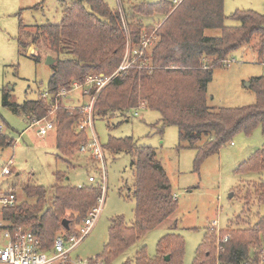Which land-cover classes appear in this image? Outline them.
Masks as SVG:
<instances>
[{
    "label": "trees",
    "instance_id": "1",
    "mask_svg": "<svg viewBox=\"0 0 264 264\" xmlns=\"http://www.w3.org/2000/svg\"><path fill=\"white\" fill-rule=\"evenodd\" d=\"M44 1L31 9H38ZM223 8L224 0L134 4L126 10L125 27L121 12L111 10L103 0H68L62 4L61 23L39 26L31 38V43L40 44L54 60L46 93L52 98L61 91H70L73 83L85 84L88 76L115 74L129 51L135 61L98 94L95 118H110L145 103L146 109L159 113L163 128L178 129V150L196 151L194 167L198 171L204 160L217 154L235 135H250L260 127L264 136V77L250 82L256 95L252 105L217 110L207 105V86L215 68L221 67L232 53L250 45L254 37L257 42L251 49L259 56L264 53V15L235 10L229 19L238 26L225 27L228 18ZM154 16L163 17L156 28L140 21ZM210 29L220 30V37L204 36ZM149 36L152 46L143 49ZM206 58L213 61L204 68ZM52 102L53 98L49 102L37 97L18 105L11 101L10 90L3 89L2 106L24 116L30 124L44 118ZM82 118L80 107L58 108L56 112L55 149L58 158L71 167V157L80 155L79 147L88 141L85 131L76 129ZM12 144L13 140L0 132V148ZM103 148L111 155L129 154L134 178L133 222L127 225L121 217L111 219L103 254L94 258L110 264L168 220L176 212L178 202L152 148L138 147L131 137L109 138ZM263 171L264 145L240 163L234 173L239 176ZM64 177V173L56 174L51 198L43 187L16 186L17 204L5 212L9 223L31 231L45 250L53 247L59 235L78 236L82 222L101 197L98 185L89 183L81 188L63 185ZM246 192L245 206H249L253 197L257 204H264L263 182L253 183ZM62 220L68 221V229L62 226ZM243 226L228 225L220 230V235H228L229 241L222 244L219 253L214 234L207 231L193 264H264L255 253L257 248L264 250V217L252 227ZM183 248L182 238L169 233L158 242L154 258H149L143 247L125 264H182ZM89 264H94V260L89 259Z\"/></svg>",
    "mask_w": 264,
    "mask_h": 264
},
{
    "label": "rangeland",
    "instance_id": "2",
    "mask_svg": "<svg viewBox=\"0 0 264 264\" xmlns=\"http://www.w3.org/2000/svg\"><path fill=\"white\" fill-rule=\"evenodd\" d=\"M103 1L111 10L121 12L122 24L126 27V10L129 6L156 4L163 0ZM41 2L0 0V128L4 135L13 140L11 146L0 148V170L11 162L12 175L7 178L8 182L18 188L25 184L43 187L48 191V198L52 196L58 172L65 174L61 183L73 187L89 185L88 178H95L94 184L103 188L100 211L89 234L71 254L73 259L86 262L103 254L111 219L121 217L127 225L133 222L135 200L132 194L134 178L131 156L105 152L104 168L100 162L92 163L88 155L80 154L71 157L72 167L68 166L63 159L58 158L55 131L39 136L37 131L40 126H31L24 116L13 114L2 106L3 89L10 90L11 101L18 105L35 100L47 91V82L51 76V66L46 64L48 55L40 44L31 43V38L37 27L61 23L62 4L68 3V0H45L38 9H31ZM223 9L228 18L224 26L236 27L238 23L229 19L235 10H252L264 15V0H224ZM140 21L156 28L162 18L154 16ZM220 35V30L204 32L206 37ZM148 40V45L152 46L151 36ZM256 42L257 38L254 37L250 45L232 53L225 61L227 64L213 70L206 93L209 108L234 109L255 103L256 95L250 88V82L253 78L264 77V53L259 56L251 49ZM20 43L27 46L23 48ZM33 48L35 54L29 55ZM130 56L129 62L132 64L135 59ZM212 61L206 58L204 66H210ZM49 98L47 101L50 102L52 98ZM54 103H58L59 108L74 110L87 104L88 98L82 97L80 90H73L57 98ZM56 112L48 117L53 124ZM161 128L163 126L158 112L140 108L123 114L116 113L110 118H95L93 128L85 130L87 139L92 140L95 135L102 147L109 138L131 137L138 147L152 148L178 202L176 212L168 220L144 235L110 264H125L133 260L143 247L146 255L154 258L158 242L169 233L178 234L183 240L182 264H193L196 251L207 231L214 234L217 248V234L219 232L221 236V229L228 225L252 227L260 217H264V204H257L254 197L249 206L244 205L247 187L259 181L264 183V171L239 176L234 173L240 163L264 145L260 127L250 135H235L217 154L204 160L198 171L194 167L196 151L177 148L178 129L166 126L161 132ZM213 222L219 228L216 231L211 229Z\"/></svg>",
    "mask_w": 264,
    "mask_h": 264
},
{
    "label": "built area",
    "instance_id": "3",
    "mask_svg": "<svg viewBox=\"0 0 264 264\" xmlns=\"http://www.w3.org/2000/svg\"><path fill=\"white\" fill-rule=\"evenodd\" d=\"M148 44L149 42L147 41L144 44L143 49H145ZM227 63L228 62H224L223 64ZM130 65L128 52L126 59L115 74L111 76H105L104 74L88 76L85 84L81 85L73 83L70 91H61L52 98H54V102H56L57 98L68 95L73 90H80L81 96L88 98V103L78 106L83 112V118L77 123L76 129L77 131H85L87 128L92 129L95 119L94 105L98 94L120 72L126 70ZM204 68H206V66H204ZM40 97L43 99H50L48 93H44ZM54 102H52L48 113L44 118L34 121L31 124V126H40L37 131L39 136H45L48 132L53 130L54 124L52 120L50 121L48 119V117L53 116L55 111L59 108L58 103ZM140 108H145V103H141L136 109ZM135 116H137V113H135ZM79 153L88 155L90 159H93L95 162H100L105 168V151L95 135H93L92 140H88L87 143L79 147ZM11 175L12 168L11 162H9L0 170V264H89V260L82 262L79 259H73L71 254L79 242L89 234L94 226L97 214L100 211V205L103 201V188L100 187L101 197L98 199L97 206L82 222L78 231V236L66 237L59 235L55 238L53 247L45 250L43 249L40 240L31 231L15 227L5 219V212L14 208L17 204L16 185L7 181V178ZM102 179L104 180V175ZM88 183H95V178L90 176L88 178ZM78 188H81V186H78ZM212 225V230L218 228L216 227V222H213ZM217 235V253H219L223 250L222 244L229 241V236H219V232ZM255 253L259 255L261 261H264L263 249L257 248L255 249ZM91 259L94 260V264H103L97 259Z\"/></svg>",
    "mask_w": 264,
    "mask_h": 264
},
{
    "label": "water",
    "instance_id": "4",
    "mask_svg": "<svg viewBox=\"0 0 264 264\" xmlns=\"http://www.w3.org/2000/svg\"><path fill=\"white\" fill-rule=\"evenodd\" d=\"M34 54H35V51H34V48H33V49H31V53H29V55H34ZM46 64L49 65V66H51V65L54 64V60L50 56H48L46 58ZM61 224H62V226L65 229H68V221L67 220H62Z\"/></svg>",
    "mask_w": 264,
    "mask_h": 264
},
{
    "label": "crops",
    "instance_id": "5",
    "mask_svg": "<svg viewBox=\"0 0 264 264\" xmlns=\"http://www.w3.org/2000/svg\"><path fill=\"white\" fill-rule=\"evenodd\" d=\"M170 2V1H169ZM174 5H177V4H179L180 2H181V0H178L177 2L174 0V1H171ZM125 11V10H124ZM156 17H161V16H156ZM150 18H152V17H150ZM161 18H163V17H161Z\"/></svg>",
    "mask_w": 264,
    "mask_h": 264
}]
</instances>
